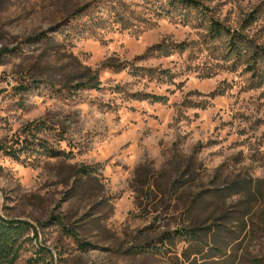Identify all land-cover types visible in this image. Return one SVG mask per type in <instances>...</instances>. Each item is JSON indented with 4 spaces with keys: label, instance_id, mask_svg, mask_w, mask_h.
I'll use <instances>...</instances> for the list:
<instances>
[{
    "label": "rangeland",
    "instance_id": "374dc122",
    "mask_svg": "<svg viewBox=\"0 0 264 264\" xmlns=\"http://www.w3.org/2000/svg\"><path fill=\"white\" fill-rule=\"evenodd\" d=\"M100 1L0 0V142L33 125L66 152H0V215L38 230L16 264H264V86L205 22ZM200 1L264 46V0Z\"/></svg>",
    "mask_w": 264,
    "mask_h": 264
},
{
    "label": "trees",
    "instance_id": "16d2710c",
    "mask_svg": "<svg viewBox=\"0 0 264 264\" xmlns=\"http://www.w3.org/2000/svg\"><path fill=\"white\" fill-rule=\"evenodd\" d=\"M100 2H102V4L105 3L104 0H101ZM149 3L153 6L154 11L159 16L170 17L185 25L194 23L203 25V22L208 24L205 37L212 41L223 40L226 43L227 48V52L225 53L226 59L233 60L234 65L239 62L249 64V70L252 72L253 78H255V88H261L264 86V46L261 43L256 42L242 32L231 30L224 23L209 15L211 10L200 0H149ZM120 5L124 7L123 10L118 7L117 3L109 2L108 8L110 11L108 12L112 20L111 23L113 25L120 24L123 29H130L134 26L132 17L135 15L130 11L125 10V6H127L125 3H120ZM101 6L102 5L99 4L96 7V11L91 12L93 21V25H91L92 27H103L107 24L102 22L104 19L103 16L98 15V13L101 12ZM89 7L90 4H87L79 9L78 12L81 13ZM257 13H251L248 15L245 22L248 25H252L259 18L256 17ZM61 32L65 36L72 35L68 28L63 27ZM41 40L48 41L47 38ZM79 86L78 89H82L87 85L81 84ZM213 94H217L216 91ZM147 96L154 102H162L166 100L164 96L160 95ZM35 131L41 132V128L29 125L25 128L24 135H13L10 140L0 142V152L12 156L17 160H21L22 156H25L26 159L33 157L58 158L66 154V152L55 148L49 140L34 139L33 137V139H30V136L28 135H34ZM25 134L28 135L25 137ZM32 232L38 237L37 227L33 224L18 219L5 218L0 215V264H16L22 255L25 244L33 240V238L30 237ZM71 233L75 234L73 231H71ZM38 247L41 252H45L43 245H38ZM89 247V243H83V245H81L82 249H88ZM27 264L53 263L46 259L45 255L43 256L42 254L29 259Z\"/></svg>",
    "mask_w": 264,
    "mask_h": 264
}]
</instances>
